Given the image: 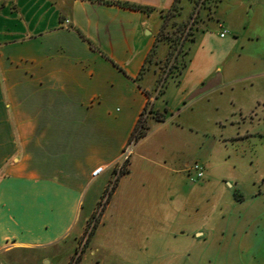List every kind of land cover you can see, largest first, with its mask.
<instances>
[{"label":"crops","instance_id":"0c3cea01","mask_svg":"<svg viewBox=\"0 0 264 264\" xmlns=\"http://www.w3.org/2000/svg\"><path fill=\"white\" fill-rule=\"evenodd\" d=\"M107 1L0 0V264L43 263L81 233L94 209L82 215L83 198L97 201L106 183L96 192L90 182L112 176L146 105L163 117H147L81 259L103 248L97 264L254 261L264 240V0H220L179 82L159 92L158 67L141 72L158 11L114 1L173 0ZM38 250L41 259L23 255Z\"/></svg>","mask_w":264,"mask_h":264},{"label":"trees","instance_id":"16d2710c","mask_svg":"<svg viewBox=\"0 0 264 264\" xmlns=\"http://www.w3.org/2000/svg\"><path fill=\"white\" fill-rule=\"evenodd\" d=\"M98 1L108 2L107 0ZM114 2L121 6L137 9L142 12L158 11L160 24L155 34V40L141 68L142 73L146 68H150L151 65L154 64V62L151 63V61L158 47H166L167 55L172 57V61L164 73L158 92L162 89L163 85L170 80L176 83L179 82L180 77L191 59L193 48L200 35L207 30L209 22L219 20L216 17V7L220 0H173L171 5L167 8H156L150 5L127 1ZM148 96L151 95L148 93ZM146 110L150 113L155 112L151 106L148 107L146 105L144 107L132 133L134 139L143 136L149 129V125L146 124V116L144 117ZM162 117L163 116L155 113V118L157 120H161ZM95 225L96 224H94L93 229Z\"/></svg>","mask_w":264,"mask_h":264},{"label":"rangeland","instance_id":"374dc122","mask_svg":"<svg viewBox=\"0 0 264 264\" xmlns=\"http://www.w3.org/2000/svg\"><path fill=\"white\" fill-rule=\"evenodd\" d=\"M172 61V57L167 55V50L165 47L164 53L161 55H158V49L156 53L153 55L152 62H154V66L158 67V76H157V81H156V90L160 89L162 79L164 77V73L166 69L168 68L170 62ZM180 62V61H179ZM156 63V64H155ZM180 65V64H178ZM149 107V105H147ZM156 112H153V115H155ZM152 113H150L148 110L145 111L144 117L146 116V124L147 123V117L150 116ZM137 139H134V137L130 138V142L126 145V147L123 149L121 155H120V161L116 164L112 176L108 177L106 173L100 174L98 177L93 178L92 181L89 184V191L95 190L97 186L103 185L105 182V185L103 190L99 191L98 195V200L94 201L91 199L89 196V193L86 194V196L83 198L82 201V208H81V213L83 215L84 212H88L90 209L94 208L92 213L89 215V217L86 219L84 223V227L81 231V233L78 235L76 231L74 230L69 238L63 243V247L59 248H52L50 249L53 253L52 254H47L42 262H38L37 264H97L96 263V258L97 254H101L103 251V248L100 249V251L97 250L95 255L89 254V251H87V259L82 260L81 257L83 256V253L85 252L88 241L90 239L91 233L93 232V226L96 224L100 218V214L103 211V208L107 202V200L110 197L111 190L114 187V184L116 183V179L119 174H121L124 169L126 168V163L127 160H124V155L127 154L128 151H131L132 144L136 141ZM249 151H245V161L249 162V160H246L249 157ZM233 153L231 154V158L229 159L230 161L233 158ZM129 157V155H128ZM122 163L120 167V171H118V166ZM194 163V162H193ZM199 163V162H198ZM192 164V163H191ZM190 164V165H191ZM201 164V163H200ZM202 165V164H201ZM203 166V165H202ZM260 170V169H259ZM93 172V171H92ZM260 190L264 193V183H260ZM97 192V191H96ZM260 247L257 250L255 249V258L254 261L250 263H239V264H264V240L260 243ZM94 249V246H93ZM56 250L58 253L54 256V251ZM257 250V251H256ZM46 250H38L37 253L29 252L23 254L26 259L31 258L33 255L36 256L38 259H41L43 255V252ZM55 251V252H56ZM240 254V253H239ZM13 256V257H18L20 255L18 252H11L10 254H7L5 257L8 258V256ZM3 256V255H2ZM105 256V264H110V258ZM11 258V257H10ZM5 264V263H4ZM7 264V263H6ZM12 264V263H11ZM17 264H25L24 261H19Z\"/></svg>","mask_w":264,"mask_h":264},{"label":"built area","instance_id":"2783aa9c","mask_svg":"<svg viewBox=\"0 0 264 264\" xmlns=\"http://www.w3.org/2000/svg\"><path fill=\"white\" fill-rule=\"evenodd\" d=\"M65 22H66V23L68 22L67 19L65 20ZM220 35H221V36L224 35V31H222V32L220 33ZM129 154H130V151H128L127 154L124 155V160H126V159L128 158V155H129ZM121 165H122V163H120V165L118 166V171H120V167H121ZM101 170H102V167H101V166L96 167V168L93 170L92 174H93V175H96V174H98ZM187 170H188L189 172H192V173H193L192 178H194V179H200V178L203 177V175H204V168H203V166H202L200 163H198V162H194V163H192V164L188 167Z\"/></svg>","mask_w":264,"mask_h":264}]
</instances>
